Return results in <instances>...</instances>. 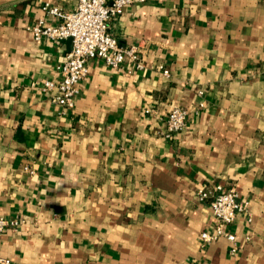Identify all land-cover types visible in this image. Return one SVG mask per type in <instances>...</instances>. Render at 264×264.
I'll return each mask as SVG.
<instances>
[{"label": "crops", "instance_id": "obj_1", "mask_svg": "<svg viewBox=\"0 0 264 264\" xmlns=\"http://www.w3.org/2000/svg\"><path fill=\"white\" fill-rule=\"evenodd\" d=\"M78 0H0V254L15 264H264V0H145L111 23L136 61L99 58L72 107L44 91L71 40L31 27ZM168 70V74L165 72ZM174 106L184 129L164 135ZM149 110V111H148ZM236 187L253 219L212 231L210 194ZM250 237V238H249Z\"/></svg>", "mask_w": 264, "mask_h": 264}, {"label": "built area", "instance_id": "obj_2", "mask_svg": "<svg viewBox=\"0 0 264 264\" xmlns=\"http://www.w3.org/2000/svg\"><path fill=\"white\" fill-rule=\"evenodd\" d=\"M142 1L145 0H78L77 7L73 10L49 4L44 6V10L57 16L59 22L51 24L44 18L39 19L31 27L35 39L46 37L60 41L71 38L70 51L58 66L61 78L48 79L43 83L44 91H54L53 102L67 107L74 105L79 91L78 84L89 71L90 59L99 58L116 69L123 68L126 59H131L141 67L138 48L134 45L122 46L111 30V23L123 13L127 5ZM165 72L168 74V70ZM188 115L185 107L174 106L166 117L164 135L171 138L182 131ZM217 188L215 194H210L203 188L197 191L200 200L210 198L214 217L213 230L202 232L200 240L210 243L220 237H226L232 243L230 252L234 255L238 252L239 245L230 227L239 214H244L249 221H252L253 216L248 200L240 197L236 187ZM19 222L17 219H7L0 215V233L6 227L16 226ZM0 264L15 263L0 254Z\"/></svg>", "mask_w": 264, "mask_h": 264}, {"label": "water", "instance_id": "obj_3", "mask_svg": "<svg viewBox=\"0 0 264 264\" xmlns=\"http://www.w3.org/2000/svg\"><path fill=\"white\" fill-rule=\"evenodd\" d=\"M71 40V38H69Z\"/></svg>", "mask_w": 264, "mask_h": 264}]
</instances>
